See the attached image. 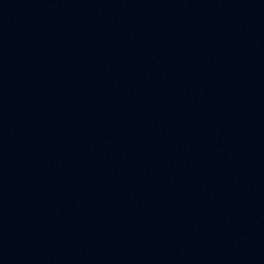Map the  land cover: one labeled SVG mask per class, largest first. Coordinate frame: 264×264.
<instances>
[{"label": "water", "instance_id": "obj_1", "mask_svg": "<svg viewBox=\"0 0 264 264\" xmlns=\"http://www.w3.org/2000/svg\"><path fill=\"white\" fill-rule=\"evenodd\" d=\"M0 264H264V0H0Z\"/></svg>", "mask_w": 264, "mask_h": 264}]
</instances>
